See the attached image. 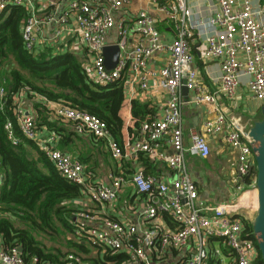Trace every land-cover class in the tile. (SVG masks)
Masks as SVG:
<instances>
[{
	"label": "built area",
	"instance_id": "1",
	"mask_svg": "<svg viewBox=\"0 0 264 264\" xmlns=\"http://www.w3.org/2000/svg\"><path fill=\"white\" fill-rule=\"evenodd\" d=\"M205 2L216 7L203 21L193 4ZM10 7L27 12L21 27L27 53L45 49L52 55L71 53L81 59L89 82L121 83L125 98L145 97L156 89L164 92L161 107H153L136 137L123 142L112 139L98 117L65 102L48 100L25 87L10 93L13 121L4 125L7 141L14 147L22 140L32 142L62 178L81 190L72 219L78 242L87 241L100 256L123 254V264H224V252L232 256L229 264H262L255 241L244 233L246 223L230 214L232 202L209 205L199 200L185 158L207 159L211 155L208 138L222 135L233 162L235 193L255 187L253 141L228 110L238 108L242 98L250 110L264 105V7H255L253 0H150L148 9L132 13L131 0H0V15ZM164 23L173 26L169 44L162 42L158 28ZM198 43L201 62L215 63L219 69L213 89L203 83L194 64ZM111 46L118 48V57L108 69L104 49ZM157 59L163 63L154 68L151 64ZM182 88L193 92L190 100L181 96ZM7 94L3 78L2 105ZM26 98L41 104L76 136L102 142L116 163L146 156L165 164L175 178L166 182L142 169L127 177L117 170L109 184L97 182L80 160L54 147L56 134L38 137L37 116ZM188 103L209 107L213 117L189 134L186 145L181 110ZM124 185L134 194L124 205L128 212L137 213L135 222L115 210ZM21 253L18 247L0 245V264H38L37 259L26 263ZM65 264L89 263L70 254Z\"/></svg>",
	"mask_w": 264,
	"mask_h": 264
},
{
	"label": "trees",
	"instance_id": "2",
	"mask_svg": "<svg viewBox=\"0 0 264 264\" xmlns=\"http://www.w3.org/2000/svg\"><path fill=\"white\" fill-rule=\"evenodd\" d=\"M26 16L23 7H10L0 15V84L5 78L8 85L3 105L0 100V206L3 212L0 245L7 249L21 248L26 263L37 259L38 264H65L67 253L54 248L46 250L36 235L49 230L57 235L69 233L72 238L65 241L73 250L72 255L88 254L90 250L78 242L72 224L76 213L74 204L81 190L62 178L31 142L38 152L36 158L22 144L14 147L7 141L4 125L13 121L10 93L25 87L48 100L65 102L92 114L106 124L111 138L117 142L123 141L125 133L135 138L140 123L154 110L148 104L132 101L128 110L131 121L126 126L127 106L121 83L100 86L89 82L78 57L71 53L52 55L47 49L35 55L27 53L21 39ZM72 135L66 131L57 148L70 150ZM245 183L248 184V180ZM16 222L24 227L16 226ZM244 233L253 239L251 223L246 224ZM124 259L123 254L106 253L82 260L91 264H123ZM259 261L262 263L260 256Z\"/></svg>",
	"mask_w": 264,
	"mask_h": 264
},
{
	"label": "crops",
	"instance_id": "3",
	"mask_svg": "<svg viewBox=\"0 0 264 264\" xmlns=\"http://www.w3.org/2000/svg\"><path fill=\"white\" fill-rule=\"evenodd\" d=\"M32 1L36 3V0ZM149 2L150 0H131V12L135 13L140 9H148ZM253 4L255 7H264V0H253ZM215 7L216 4L214 2H205L198 5L193 4V11L198 12L201 19L204 21L209 16V12L213 11ZM38 10L39 9H37V11ZM159 30L161 31L162 42L169 44L174 37L173 26L171 24L164 23L159 25ZM42 35L48 36L46 32H43ZM114 38L115 36H112L111 40H114ZM198 48L199 43L194 47V64L200 73L203 83L208 88L213 89L219 73L218 66L215 63H208L206 65L203 64L199 59V50L201 48ZM78 59L81 62V59ZM162 63L163 62L160 59H157L151 64V66L155 68ZM180 93L185 100H190L193 95V92H184L182 89L180 90ZM240 93L244 95L245 91L241 89ZM164 99V92L158 89L154 90L150 95L148 94L145 97L137 96L136 99L125 98L127 106V112L125 114L128 116L126 126L129 124V121H131L128 110H130L132 101L145 103L151 108L154 107L158 109L161 107ZM26 102L27 105L36 112L39 138H48L52 133L56 134L58 140L54 147L57 148L59 140L66 134V131L73 133L68 125L61 124L52 119L47 112H45V109L41 104H38L28 98H26ZM250 108L251 105L242 98L238 108L235 110H228L230 115H234L240 119L248 131L254 122L257 121V114L260 112V110H250ZM156 112L159 113L160 110H156ZM181 114L184 142L186 145H189V134L193 131H199L201 124L206 119L213 117V113L209 107L196 106L189 103L183 106ZM71 138L72 141L70 143V150H65L63 152H66L72 157L80 160V162H82L86 167V170L94 175L97 182L109 184L112 174H115L117 170L122 172L127 177L132 176L136 170L142 169L144 173L160 177L166 182L175 178V174L171 172L165 164L153 163L146 156H140L137 161L122 160L116 163L110 158L106 146L102 142L95 141L91 137H81L76 136L75 134L72 135ZM129 138V135L125 133L123 141L129 140ZM208 141L211 148V155L207 159H200L198 157L191 156H187L185 158L186 168L197 185L199 200L209 205L232 202V208L230 210L231 216L243 220L246 224L252 223L257 210V193L255 187H247L243 192L237 195L231 183V168L233 166V162L230 156V151L223 141V136L218 135L209 137ZM21 144L27 149L32 157L36 158L38 152L32 148L28 141L22 140ZM165 147L168 153H172L170 146ZM36 149L41 152L37 147ZM102 154L104 158L107 159L108 169H102L100 171L99 169L103 167L105 160L100 156ZM225 164L228 166L226 167ZM132 192L133 191L128 185L123 186L119 195V200L115 206V210L120 213L123 212V216L128 217L135 222L137 213L128 212L124 205L129 196L131 194L134 195ZM75 209L77 208L75 207ZM108 213L114 216L113 211H109ZM96 255L100 256L101 254H98L97 252ZM231 260L232 256L224 252V264H229Z\"/></svg>",
	"mask_w": 264,
	"mask_h": 264
},
{
	"label": "water",
	"instance_id": "4",
	"mask_svg": "<svg viewBox=\"0 0 264 264\" xmlns=\"http://www.w3.org/2000/svg\"><path fill=\"white\" fill-rule=\"evenodd\" d=\"M105 63L108 69L115 66L118 57V48L115 46L104 49ZM185 92V88H182ZM261 119L254 122L248 131L252 139L253 154L256 165L255 189L257 193L256 215L251 223L253 240L258 248L262 264H264V105L260 109ZM252 239V238H251ZM22 252L21 248H18Z\"/></svg>",
	"mask_w": 264,
	"mask_h": 264
},
{
	"label": "rangeland",
	"instance_id": "5",
	"mask_svg": "<svg viewBox=\"0 0 264 264\" xmlns=\"http://www.w3.org/2000/svg\"><path fill=\"white\" fill-rule=\"evenodd\" d=\"M256 119L257 120L261 119L260 112L257 114V118ZM100 156L102 158H104L103 154L100 155ZM187 163H188V161H187ZM225 166L227 167L228 165L225 164ZM102 169H108L107 159L104 160V165L99 170L101 171ZM15 225L16 226H20V227H24L23 224H20V223H17V222H16ZM70 238H72V236L69 233L68 234L66 233V235H57L56 232H53V231H50V230L46 234L36 235V239L43 243L44 248L46 250L54 248V249L60 250L63 254L67 253V255H66V257L64 259H66L68 255L72 254L71 251H73L72 249L67 247L66 241H65L66 239H70ZM82 244L85 245L86 248L90 250V252H89L90 254L88 253L89 255L86 254L85 256L84 255H79L80 258H82V259L83 258H85V259H87V258L95 259V258H97L99 256V255H96L97 251L95 249H93L89 245V243L87 241H83ZM89 264H91V263H89Z\"/></svg>",
	"mask_w": 264,
	"mask_h": 264
}]
</instances>
